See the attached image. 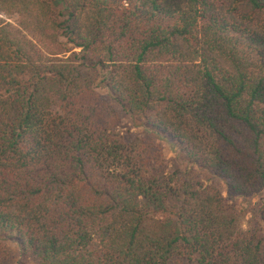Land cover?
Instances as JSON below:
<instances>
[{
  "label": "trees",
  "instance_id": "trees-1",
  "mask_svg": "<svg viewBox=\"0 0 264 264\" xmlns=\"http://www.w3.org/2000/svg\"><path fill=\"white\" fill-rule=\"evenodd\" d=\"M12 247L264 264V0H0V264Z\"/></svg>",
  "mask_w": 264,
  "mask_h": 264
},
{
  "label": "rangeland",
  "instance_id": "rangeland-1",
  "mask_svg": "<svg viewBox=\"0 0 264 264\" xmlns=\"http://www.w3.org/2000/svg\"><path fill=\"white\" fill-rule=\"evenodd\" d=\"M104 93H106V91H104ZM128 128L129 130H133V131L137 130L133 126H129ZM157 141L162 144L164 148V153L167 159H174L180 155V152H181L180 147L174 145L173 143L169 141H163V140H157ZM223 194L226 197H228V192L225 186H223ZM253 203L256 204V200H254ZM237 205L240 209L241 225L244 229H247V225H248V215H247L248 213L246 210L247 204L240 199L237 201ZM12 250H13V259L10 260L11 262L9 264H33L31 262H25L22 258H20L19 253L16 250H14L13 247H12Z\"/></svg>",
  "mask_w": 264,
  "mask_h": 264
}]
</instances>
